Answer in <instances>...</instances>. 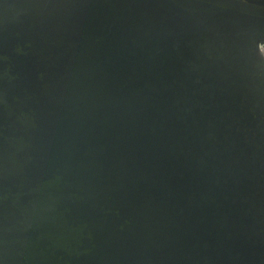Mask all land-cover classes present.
<instances>
[{
    "label": "water",
    "instance_id": "water-1",
    "mask_svg": "<svg viewBox=\"0 0 264 264\" xmlns=\"http://www.w3.org/2000/svg\"><path fill=\"white\" fill-rule=\"evenodd\" d=\"M0 264H264V0H0Z\"/></svg>",
    "mask_w": 264,
    "mask_h": 264
}]
</instances>
